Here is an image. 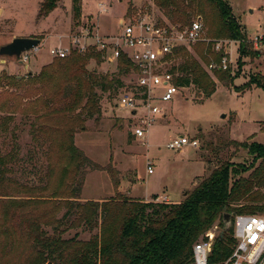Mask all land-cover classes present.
I'll use <instances>...</instances> for the list:
<instances>
[{
	"label": "rangeland",
	"instance_id": "rangeland-1",
	"mask_svg": "<svg viewBox=\"0 0 264 264\" xmlns=\"http://www.w3.org/2000/svg\"><path fill=\"white\" fill-rule=\"evenodd\" d=\"M44 1L0 0V47L17 37L40 40L38 50L30 54L27 63L29 70L24 71L17 58L0 57V77L16 78L18 81L10 88H0V101L5 99L8 103V106L0 110V155L5 156L10 152L16 155L12 162L7 163L10 171L4 178L29 187L44 185L47 168L46 145L37 146L29 132L35 123L32 115V106L35 104L30 100L34 94L48 91L51 86L29 84L27 76L39 74L42 68L36 70V66L40 62L46 61L44 66L54 62L49 48L59 42L66 45L70 34L85 28L97 30L101 35H114L119 32L122 18L135 8L146 9L158 23H170L153 4V0H79L78 19L73 15L72 0H57L52 11L40 15L39 9ZM226 1L247 37L253 36L256 31L264 32V0ZM97 5H102L106 11H99ZM202 24L203 40L182 50L197 62L208 80L215 84V92L204 100L202 93L190 86L181 89L167 104H160L162 115L150 127L146 145L132 136L133 122L125 118L124 112L116 107L118 92L132 81L130 72L119 75L115 62L108 64L88 60L86 70L115 76L122 81L123 86L107 92L96 88L99 113L92 117L83 115L85 120L82 125H76L78 128L73 138L74 146L93 163L114 171L112 177L104 170L87 171L79 196L81 203L110 200L117 193L133 200L154 202L158 197H166L168 203H179L214 169L225 163L249 169L243 177L249 175L253 165L258 166L259 161L253 163L252 156L237 143L264 145V132L260 129L264 125V90L255 84L242 92H237V88L251 79L264 78V53L239 58L237 43L230 45L231 40L208 39L207 27L203 21ZM209 42L212 55H206V60H201L194 49L201 43ZM218 42H225L222 45L219 43L220 51L227 52L231 60L228 69L221 71L225 73V76L222 75L224 79L229 76L233 80L232 86H223L216 74L219 66L216 54L219 52L215 46ZM181 52V49L176 52L165 66L167 71L175 69V75H178L177 67L182 63L177 57ZM209 65H214V68L209 69ZM26 93L30 94L27 96L29 98H25ZM2 119H7L3 125ZM65 123L69 124L68 121ZM178 136L195 139L198 146H187L179 151L168 150L166 144ZM148 163L152 165V174H147ZM113 178L118 184L117 190L113 187ZM14 189L12 195L15 197L12 198L26 196L16 193ZM260 193L264 194V188ZM35 196L48 199L46 193L40 192ZM253 205L264 209V199ZM260 208L255 215L264 214ZM4 209L5 206L0 203V264L39 261L29 252L25 238H6L1 234L6 227L3 222ZM31 211L39 216L55 212L51 207L33 208ZM63 212L57 214L56 218H60ZM41 229L47 235H53L50 225H41ZM97 233L98 229L89 232L83 226H78L66 230L60 236L62 239L76 237L86 242Z\"/></svg>",
	"mask_w": 264,
	"mask_h": 264
},
{
	"label": "trees",
	"instance_id": "trees-1",
	"mask_svg": "<svg viewBox=\"0 0 264 264\" xmlns=\"http://www.w3.org/2000/svg\"><path fill=\"white\" fill-rule=\"evenodd\" d=\"M56 1L45 0L39 14L47 15L55 8ZM72 2L74 18L78 19L79 0ZM153 4L171 24L185 26L199 17L207 27L208 39L238 41L239 58L257 56L247 44L246 33L226 0H153ZM210 48L209 42L201 43L194 50L201 60H206V55H212ZM181 51L177 57L182 63L177 67L175 84L182 89L193 86L204 100L210 98L215 84L188 53ZM216 55L220 63L221 53ZM89 59L100 63L99 54L71 53L64 59H53L54 62L42 67L37 76H27L29 84L51 86L50 90L34 94L30 100L35 104L32 106L35 123L29 131L31 139L37 146L46 145L45 183L42 187H29L4 178L10 171L7 163L16 155L14 152L0 155V203L5 206L3 222L6 226L1 234L6 238H25L29 252L39 259L25 264H189L193 245L218 226L220 232L212 246L210 264L224 261L233 251L234 240L232 225L224 229L223 215H231L232 223L235 214H254L260 207L253 203L264 199V194L260 193L264 188V145L237 143L252 156L253 163L259 161L258 166L253 165L249 175L243 177L249 169L225 163L179 203L133 200L118 193L110 200L81 203L79 196L87 171L104 170L111 177L114 171L93 163L74 146L75 130L84 122L83 115L92 117L99 113L96 88L107 92L123 86L115 76L86 70ZM117 69L119 75L127 74L132 65L121 56ZM174 70L170 73L175 74ZM216 74L223 86H232L233 80L229 76L224 79L221 69H217ZM17 82L16 78L2 76L0 88H10ZM253 84L264 90L263 78L251 79L238 87L237 92L248 90ZM29 95L26 93L25 98ZM5 106L8 103L4 99L0 101V110ZM6 120L2 119L1 124ZM260 129L264 132V125ZM113 187L118 188L114 178ZM12 188L26 196L12 198L15 197ZM40 192L48 194V199L35 196ZM48 207L55 211L52 215L39 216L31 211ZM61 211H64L62 216L56 218ZM41 225H50L53 235H47ZM78 226L89 232L98 229V233L86 242L76 237L61 238L63 232Z\"/></svg>",
	"mask_w": 264,
	"mask_h": 264
},
{
	"label": "built area",
	"instance_id": "built-area-1",
	"mask_svg": "<svg viewBox=\"0 0 264 264\" xmlns=\"http://www.w3.org/2000/svg\"><path fill=\"white\" fill-rule=\"evenodd\" d=\"M99 11H106L102 5H97ZM203 40V24L199 17L194 18L185 26L171 23H158L144 8H135L128 16L122 18L119 32L114 35H101L94 29L85 28L74 31L68 36L66 45L59 42L49 49L53 59L67 58L71 53L85 55L94 53L100 55L103 63L115 62L125 57L132 65L130 74L132 81L120 89L117 95L116 107L125 114V118L133 122L131 134L146 145L149 129L158 117L162 115L160 104H167L182 88L175 84L178 75L167 71L165 66L180 49ZM228 41V40H225ZM237 43L238 41H232ZM247 44L251 50L261 55L264 53V32L256 31L248 36ZM215 46L221 53L220 44ZM22 53L18 61L27 66L32 51ZM231 64L227 52L221 53L218 69L227 70ZM214 65H209L213 69ZM196 148L198 142L186 136H178L166 144L171 151H179L184 147ZM147 174H152V165H146ZM156 203H168L166 197H158ZM233 251L224 261L212 264H264V214H235L232 216ZM214 226L204 237L192 247V257L189 264H210V253L217 233Z\"/></svg>",
	"mask_w": 264,
	"mask_h": 264
},
{
	"label": "water",
	"instance_id": "water-1",
	"mask_svg": "<svg viewBox=\"0 0 264 264\" xmlns=\"http://www.w3.org/2000/svg\"><path fill=\"white\" fill-rule=\"evenodd\" d=\"M40 40L37 38L30 37H17L12 39L9 43L0 47V57H11L19 58V56L24 53L31 51L38 47ZM260 53H258L259 56ZM20 65L27 68L25 64L19 62ZM185 195V193H184ZM224 229L228 228L231 225V215H223Z\"/></svg>",
	"mask_w": 264,
	"mask_h": 264
},
{
	"label": "crops",
	"instance_id": "crops-1",
	"mask_svg": "<svg viewBox=\"0 0 264 264\" xmlns=\"http://www.w3.org/2000/svg\"><path fill=\"white\" fill-rule=\"evenodd\" d=\"M99 33V32H98ZM100 34V33H99ZM44 42H47V41H44ZM50 49V48H49ZM45 64H47L46 63V61H43V62H40L39 64H38V66H36V70H40ZM30 68H29V65L27 64V68H25L24 67V71L25 70H29ZM152 195H156V194H152Z\"/></svg>",
	"mask_w": 264,
	"mask_h": 264
}]
</instances>
